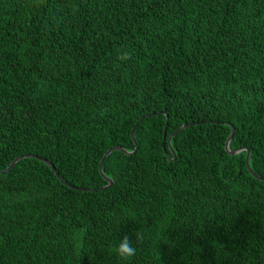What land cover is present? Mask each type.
I'll return each instance as SVG.
<instances>
[{
	"label": "trees",
	"instance_id": "16d2710c",
	"mask_svg": "<svg viewBox=\"0 0 264 264\" xmlns=\"http://www.w3.org/2000/svg\"><path fill=\"white\" fill-rule=\"evenodd\" d=\"M0 264H264V0H0Z\"/></svg>",
	"mask_w": 264,
	"mask_h": 264
},
{
	"label": "water",
	"instance_id": "95a60500",
	"mask_svg": "<svg viewBox=\"0 0 264 264\" xmlns=\"http://www.w3.org/2000/svg\"><path fill=\"white\" fill-rule=\"evenodd\" d=\"M189 125H191V124H189ZM189 125H184V126H182L176 133H178L179 131H182L184 128H186V127H188ZM234 132H235V128L232 126V132H231V135H230V137H229V139H228V141H227V143H226V150L229 152V154H231V155H234V154H238V153H241L242 151H244V150H246L245 148H240V149H237V150H234V151H232L231 149H230V142L232 141V139H233V136H234ZM133 136H135V131L133 132ZM164 136H166V130H165V133H164ZM172 137L173 136H171L170 138H169V146H170V148L172 149V145H171V140H172ZM115 149H118V150H121V151H124V152H126L125 151V149H123V148H121V147H115V148H112V149H110L106 154H105V156L103 157V159H102V161H101V164H100V170H101V172H102V174L104 175V173H103V163H104V161H105V159L113 152V150H115ZM132 153H134V152H130L129 154H132ZM27 157H36V156H33V155H23V156H20V157H18L4 172H6V171H8V170H10L11 168H13L14 166H15V164L18 162V161H20L21 159H23V158H27ZM39 158V157H38ZM40 160H42V161H44L45 163H47L54 171H55V173H56V175H57V177L58 178H60L61 180H62V178H61V176H60V174L56 171V169H55V166L53 165V164H51L48 160H46V159H43V158H39ZM247 167H248V170L251 172V174L253 175V176H255L256 178H258V179H262L260 176H258L256 173H254V171L252 170V168H251V165H250V151L249 150H247ZM239 175H240V173H239ZM104 177L106 178V180L108 181V186L107 187H110L112 184H113V180H111V179H109V178H107L105 175H104ZM63 181V180H62ZM64 182V181H63ZM65 184H68V183H66V182H64ZM69 185V184H68ZM106 187V188H107ZM92 191H94V190H92Z\"/></svg>",
	"mask_w": 264,
	"mask_h": 264
}]
</instances>
